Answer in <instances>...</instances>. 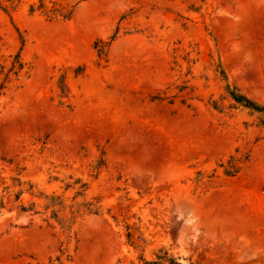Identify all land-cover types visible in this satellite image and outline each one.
Returning a JSON list of instances; mask_svg holds the SVG:
<instances>
[{
    "label": "rangeland",
    "instance_id": "obj_1",
    "mask_svg": "<svg viewBox=\"0 0 264 264\" xmlns=\"http://www.w3.org/2000/svg\"><path fill=\"white\" fill-rule=\"evenodd\" d=\"M227 84L264 104V0H0V264H264Z\"/></svg>",
    "mask_w": 264,
    "mask_h": 264
},
{
    "label": "trees",
    "instance_id": "obj_2",
    "mask_svg": "<svg viewBox=\"0 0 264 264\" xmlns=\"http://www.w3.org/2000/svg\"><path fill=\"white\" fill-rule=\"evenodd\" d=\"M18 62H19L18 59L13 61L12 67L15 68L16 63ZM227 92L230 98L233 100L234 105L243 107L249 110L253 114H257L260 120V124L264 126V104H261L256 100H254L253 98L249 97L248 95L243 93L241 89L238 88L237 86L231 87L230 84H227ZM233 172L236 173L237 170L232 171V167L225 168V173L227 175L234 174ZM19 196L20 194L18 193V198ZM28 210H31V208H28L25 205L22 207V211L27 212ZM59 222L60 224H64L62 223L61 220H59ZM128 237L129 240H132L130 232L128 233ZM138 259H139L138 263L132 261L131 264H201L191 258L183 257L181 255L174 253L171 250V248L166 246H162L161 248H159L152 258H147L144 255H140ZM49 264H54L52 258L50 259Z\"/></svg>",
    "mask_w": 264,
    "mask_h": 264
}]
</instances>
